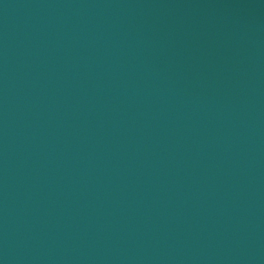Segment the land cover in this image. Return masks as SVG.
I'll use <instances>...</instances> for the list:
<instances>
[{"label": "water", "instance_id": "1", "mask_svg": "<svg viewBox=\"0 0 264 264\" xmlns=\"http://www.w3.org/2000/svg\"><path fill=\"white\" fill-rule=\"evenodd\" d=\"M0 264H264V0H0Z\"/></svg>", "mask_w": 264, "mask_h": 264}]
</instances>
